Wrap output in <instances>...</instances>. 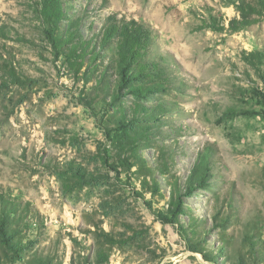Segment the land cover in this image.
<instances>
[{"label": "rangeland", "instance_id": "rangeland-1", "mask_svg": "<svg viewBox=\"0 0 264 264\" xmlns=\"http://www.w3.org/2000/svg\"><path fill=\"white\" fill-rule=\"evenodd\" d=\"M40 2L0 0V197L31 210L17 226L23 250L0 238V264H264V84L242 58L264 50V15L214 31L199 27L211 15L226 26L240 18L233 4L59 0V34L72 25L99 41L110 14L151 29L150 55L171 71L170 86L116 99L115 72L110 92L92 73L111 51L75 72L48 38ZM160 103L159 120L132 116ZM206 148L212 176L185 192ZM163 149L174 156L166 171Z\"/></svg>", "mask_w": 264, "mask_h": 264}, {"label": "trees", "instance_id": "trees-1", "mask_svg": "<svg viewBox=\"0 0 264 264\" xmlns=\"http://www.w3.org/2000/svg\"><path fill=\"white\" fill-rule=\"evenodd\" d=\"M40 18L45 24V32L52 43L57 47L60 44L66 47L62 53L66 56L67 62L75 72H80L89 58L90 62L102 58L104 60L111 51V57L106 65L102 64L101 69L95 65L92 73L98 70V81L109 92L111 88V77L109 70H113L118 76L115 98L119 99L123 89L127 88L130 94L137 97H148L158 90H166L170 86L171 75L167 66L157 58L150 55L153 46V33L150 28L138 20L117 14H110L105 19L102 30L97 36L99 41L86 39L81 32L72 25L59 34L60 27L57 25L65 18V11L61 7L59 0H40ZM233 4L240 13V18H233L226 26L224 19L211 15L210 20H203L200 29H212L214 31H237L257 22L256 16L264 15V0H222ZM49 23L54 28L49 29ZM243 61L254 70L255 74L264 84V50L243 51ZM104 63V61H103ZM12 69H8L9 78L14 77ZM9 78L4 79L9 82ZM162 84L163 87H159ZM116 88V87H115ZM149 108V107H148ZM167 108L162 104H155L149 109L138 104L134 108L135 120L144 122L159 120L162 112ZM122 113V112H121ZM141 118V119H139ZM158 118V119H157ZM125 131L131 130L128 117L125 113L119 118ZM135 135V134H134ZM212 153L208 148L200 153L190 174L186 177L185 192H192L198 186L208 184L212 176ZM163 162L160 170L166 171L169 161L174 158L173 153L163 149ZM182 190L175 188L172 192L173 200H176V217L183 206ZM175 201V200H174ZM174 203V202H173ZM29 203L25 206L6 197H0V238L4 246L14 250L16 253L22 251L18 246L21 240L17 239L18 227L30 212ZM25 213H22V210ZM38 214V213H37ZM172 219H166L171 221ZM36 264H46L43 260L37 259Z\"/></svg>", "mask_w": 264, "mask_h": 264}]
</instances>
